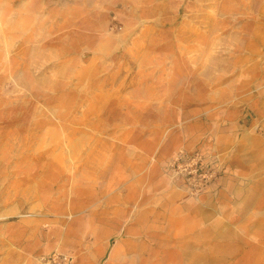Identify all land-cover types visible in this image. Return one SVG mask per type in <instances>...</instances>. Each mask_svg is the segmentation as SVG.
Returning <instances> with one entry per match:
<instances>
[{"label": "rangeland", "instance_id": "rangeland-1", "mask_svg": "<svg viewBox=\"0 0 264 264\" xmlns=\"http://www.w3.org/2000/svg\"><path fill=\"white\" fill-rule=\"evenodd\" d=\"M244 132L264 141V0H0V264H90L167 187L216 207ZM216 215L189 256L238 260L255 240Z\"/></svg>", "mask_w": 264, "mask_h": 264}, {"label": "bare ground", "instance_id": "bare-ground-1", "mask_svg": "<svg viewBox=\"0 0 264 264\" xmlns=\"http://www.w3.org/2000/svg\"><path fill=\"white\" fill-rule=\"evenodd\" d=\"M255 115L261 117L259 112ZM240 137V160L227 155L224 144L218 148L216 172L222 176L224 188L221 186L219 190L216 207L208 209L198 205L203 201L210 204L209 194L200 196L197 202L191 192L187 198L177 188L167 187L162 207L153 197L148 203H154L151 207L135 202L132 208L123 211L117 217L116 227L114 225L105 233L102 249L90 264H198V261H204L202 264H253L256 253L264 247V141L250 132H244ZM237 173L245 178V187L234 183ZM237 190L243 191L240 200L234 196ZM237 209H242V213H237ZM219 211L230 221L247 225V235L255 242L234 234L239 241L232 245L235 248L232 253L241 255L238 260L223 251L227 243L216 242L202 244L212 246L214 252L189 256L188 250L194 247L193 238L216 240L224 236V224L216 215ZM202 223H211V226L199 229ZM217 252H222L223 257L208 262Z\"/></svg>", "mask_w": 264, "mask_h": 264}]
</instances>
